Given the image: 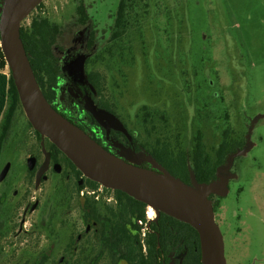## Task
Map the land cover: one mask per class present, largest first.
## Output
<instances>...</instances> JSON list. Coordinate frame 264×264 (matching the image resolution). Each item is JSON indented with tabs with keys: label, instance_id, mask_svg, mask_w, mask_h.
Returning <instances> with one entry per match:
<instances>
[{
	"label": "rangeland",
	"instance_id": "rangeland-1",
	"mask_svg": "<svg viewBox=\"0 0 264 264\" xmlns=\"http://www.w3.org/2000/svg\"><path fill=\"white\" fill-rule=\"evenodd\" d=\"M120 1L85 0L90 16L86 25L80 22L75 0L48 2L33 10L63 27L55 46L65 76L62 84L86 80L90 71L102 72L104 93L121 115H130L134 127L145 119L140 129H147L146 139L153 141L156 125L177 134L189 148L204 128L212 153L225 129L245 143L252 120L261 115L251 136L255 145L233 163L229 193L213 201L223 205L217 222L228 264H264V0H129L126 30L115 38ZM91 32L96 33L92 46ZM208 79L216 83L213 91L206 87ZM224 99L227 109L237 107L242 114L221 117L225 129L219 132L214 115L202 116L196 106L198 100L201 109H221ZM13 120L0 161V172L11 164L0 181V264H34L45 251L50 254L46 264H54L77 233L76 217L64 218L67 206L57 209L54 223L60 239L55 242L35 229L40 211L29 212L19 231L27 205L42 197L46 206L55 188L51 177L36 186L37 174L30 173L28 158L44 160L41 138L22 110ZM4 123L3 118L0 131Z\"/></svg>",
	"mask_w": 264,
	"mask_h": 264
},
{
	"label": "flooded vegetation",
	"instance_id": "flooded-vegetation-1",
	"mask_svg": "<svg viewBox=\"0 0 264 264\" xmlns=\"http://www.w3.org/2000/svg\"><path fill=\"white\" fill-rule=\"evenodd\" d=\"M116 19L117 17L114 18L115 26ZM116 28L118 30L117 26ZM93 33L96 36L95 32H91L90 38ZM88 73L86 80L78 79L77 82L66 84H62V80L59 81L55 95L50 93L51 104L105 149L129 160L132 164H137L132 158H139L138 154L143 152L152 157L161 167L187 183L193 184L194 180L199 182L198 178L210 183L220 180L219 171L229 165V156L248 147L250 141L249 151L233 156L228 169L222 171L224 175L228 176V188H230L231 179L235 177V173L231 171L234 161L249 153L255 145L251 140L253 132L252 130L250 134L251 127L245 137V143H243L231 136L229 129L224 128L223 120H220L224 115L227 116V113L240 116L242 114L240 109L237 107L234 111L227 109L225 99L221 109L218 107L207 109L209 106L201 109L197 100L196 110L205 117L214 115L216 119L214 126L219 132L225 129L213 153L209 151L207 132L203 131H206L204 128L198 130L189 148L184 146L177 134L175 135L165 128H157L156 125H154V139L150 141L145 137L147 129H140V126L145 123V119L142 123L137 122L134 127L131 123L133 118L130 115L128 117L121 115L117 104L105 95L104 89L98 88V86L104 88V80L98 85V82L95 81L94 83L89 80ZM207 81L206 87L209 84L210 90L213 91L216 83L213 81L209 83V79ZM63 92L64 94H62ZM86 97L93 99L99 110L103 109L115 114L126 130L113 126L106 127L99 122L93 113L86 108ZM188 107L192 109L189 102ZM143 108L146 109L147 107L144 106ZM50 142L47 139L46 144L52 150L49 151L51 153L50 165L42 175L40 183L51 177L54 182L55 191L53 195L55 196L52 195L51 199L48 200L50 209L49 207L45 208L44 202L46 201H43L42 197L35 201L36 209L32 210L34 204H28L19 231L23 230L26 215L29 212L40 211L39 223L35 229L45 231L46 236L52 237L53 242L59 240L60 233H57L58 229L55 226L54 217L57 215L58 208L67 206L64 218L66 215L76 217L77 233L70 239L66 254L54 264L68 263L70 259L78 261L75 264H199L197 258L198 254L201 253V244L199 247L193 235L185 233V227L178 222V219L163 212L153 216L149 210L151 207L148 205L130 207L132 201L129 194L105 185L104 194L108 196L104 199H98L97 194H89L86 188L91 187L98 190L101 183L97 182V186L92 185L91 181L93 180L85 176L82 171L79 173L75 164L70 160L71 164L66 159L67 156L61 150L59 152L57 148H53ZM225 153H227L226 156ZM36 157V166L40 164L36 171L37 174L43 168L44 160L42 161L39 156ZM141 159V163L137 165L162 172L161 169L156 168L153 162L142 157ZM226 195L212 192L209 196L215 208L216 220L218 219L217 213L220 212V209L222 210L223 205L221 203L219 207L213 201V197L219 196L221 200ZM111 196L114 198H110ZM43 198L45 199L46 196ZM59 205L61 207H58ZM50 221L52 223L49 224ZM47 254L36 258V261H42L46 264L50 255L48 252ZM201 260L202 253L200 257L202 264Z\"/></svg>",
	"mask_w": 264,
	"mask_h": 264
},
{
	"label": "water",
	"instance_id": "water-1",
	"mask_svg": "<svg viewBox=\"0 0 264 264\" xmlns=\"http://www.w3.org/2000/svg\"><path fill=\"white\" fill-rule=\"evenodd\" d=\"M43 1L2 0L0 35L2 51L12 71L26 116L42 138L44 172L50 165L51 153L46 144L49 139L91 180L122 190L138 201L155 208L158 213L163 212L193 226L200 236L202 264H228L224 234L216 220L215 208L209 196L212 192L220 195L228 193V176L222 171L228 169L233 156L249 151L250 141L248 147L229 156V165L219 171L220 180L210 183H199L194 180L193 184L173 175L143 152L138 154L139 158L132 159L137 164L141 163V157L149 160L162 172L132 164L129 160L105 149L51 104L36 77L21 29L23 22ZM85 106L104 126L126 130L115 114L107 110H99L93 99L86 97ZM258 117L261 115L252 121L250 134ZM36 163V156L28 158L30 170L36 167ZM10 166V163L5 165L0 173V181L5 179ZM44 172L39 171L36 175L37 187ZM36 206L34 204L32 210L36 209Z\"/></svg>",
	"mask_w": 264,
	"mask_h": 264
},
{
	"label": "trees",
	"instance_id": "trees-1",
	"mask_svg": "<svg viewBox=\"0 0 264 264\" xmlns=\"http://www.w3.org/2000/svg\"><path fill=\"white\" fill-rule=\"evenodd\" d=\"M76 2V12L79 16L80 22L82 24H87L90 20L89 13L87 12L85 6V0H75ZM129 0H121L119 4V9L117 11V19H116V26L118 30L115 32L114 37H120L125 31V27L127 24V6ZM43 4V3H42ZM39 5L36 9L42 6ZM35 9V10H36ZM34 10V11H35ZM31 16V23L30 25H23L21 29L22 38L26 47V50L29 54L31 63L33 65V69L35 71L36 77L46 95L48 100L51 102L50 93L55 95L56 89L58 87V82L64 79V71L62 66V60L60 56L57 54L55 50V46L58 43L59 36H61L63 32V27L52 19L49 15H44L40 12L35 13ZM95 34H92V37L89 39V45L92 46L94 43ZM89 48H92L90 47ZM88 78L90 81L98 82V85L101 81L104 80V75L102 72L99 71H90L88 73ZM98 88L103 89V86H98ZM23 111L25 113L18 89L16 87L12 71L9 68V64L6 60V57L2 51L1 47V35H0V124L2 119H5V123L3 125L2 130L0 131V161L2 158V151L5 146V142L7 140L8 134L11 130V127L14 123L13 117L14 114H17L19 111ZM29 121V120H28ZM29 124L33 128L32 124L29 121ZM33 130L36 134L40 136V133L36 131L34 128ZM53 148H57V146L50 142ZM51 147V146H50ZM48 148V146H47ZM58 149V148H57ZM49 151H52L51 148H48ZM59 152H61L58 149ZM227 153H225V156ZM66 159L72 164L70 159L66 157ZM40 164L36 166L33 171H30L32 175L36 174ZM81 173V171H78ZM200 183H207V181L203 179H199ZM92 185H98L97 182L91 181ZM94 187V186H93ZM122 192V191H120ZM130 197V196H129ZM130 207H138V206H146L145 203L137 201L130 197ZM49 207V203L47 202L45 208ZM50 209V207H49ZM143 217V215H142ZM178 222L185 227V233L189 235L191 233L196 240L197 245L200 247V238L199 233L197 230L187 224L185 222L179 221ZM52 223L51 221L49 224ZM194 250V247H192ZM0 251H2L0 249ZM42 256L48 255L47 252H43ZM201 253L198 254V262L200 263ZM45 262L42 261H35L34 264H44Z\"/></svg>",
	"mask_w": 264,
	"mask_h": 264
},
{
	"label": "built area",
	"instance_id": "built-area-1",
	"mask_svg": "<svg viewBox=\"0 0 264 264\" xmlns=\"http://www.w3.org/2000/svg\"><path fill=\"white\" fill-rule=\"evenodd\" d=\"M57 0H44L42 3L45 4V3H48L50 2L51 4H55ZM55 8L57 7L56 5L54 6ZM32 14V12H31ZM31 14L30 16L28 17V19L31 18ZM104 189H105V186L103 184L100 185L99 189L98 190H94V188H86V191L89 193V194H97V198L100 199L102 197H107L108 195H105L104 194ZM113 191V190H112ZM110 198H114V196H111Z\"/></svg>",
	"mask_w": 264,
	"mask_h": 264
},
{
	"label": "bare ground",
	"instance_id": "bare-ground-1",
	"mask_svg": "<svg viewBox=\"0 0 264 264\" xmlns=\"http://www.w3.org/2000/svg\"><path fill=\"white\" fill-rule=\"evenodd\" d=\"M40 172H44V168H41ZM149 210H150V212L152 213L153 216H156L158 214L157 210L155 208H153V207H151Z\"/></svg>",
	"mask_w": 264,
	"mask_h": 264
}]
</instances>
